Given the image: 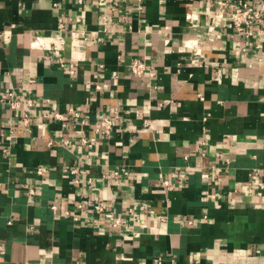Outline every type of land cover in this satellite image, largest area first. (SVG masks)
Instances as JSON below:
<instances>
[{"label":"crops","instance_id":"crops-1","mask_svg":"<svg viewBox=\"0 0 264 264\" xmlns=\"http://www.w3.org/2000/svg\"><path fill=\"white\" fill-rule=\"evenodd\" d=\"M226 2L0 0V264H264V17L209 37Z\"/></svg>","mask_w":264,"mask_h":264},{"label":"built area","instance_id":"built-area-1","mask_svg":"<svg viewBox=\"0 0 264 264\" xmlns=\"http://www.w3.org/2000/svg\"><path fill=\"white\" fill-rule=\"evenodd\" d=\"M142 9V6L140 7ZM264 17V9L256 8L252 5L248 0H227L226 5L223 9L219 10L215 14L211 15V21L209 25L208 35L212 37L216 35L220 37L222 32L220 27L224 22L228 20L231 25L234 27L237 34L246 36L254 35V31L251 29L254 26H260ZM262 33V29L259 30ZM212 39V38H210ZM61 66L66 67V64L61 61ZM71 73L74 72V68L71 66ZM129 68L133 75L139 78H153L156 76V72L153 70L151 65H149L145 60L134 57L129 62ZM34 81V78L32 79ZM148 84H152V81L149 80ZM100 88V86H98ZM25 97H21L16 94L14 91H10L3 95L2 100L8 103V106L14 112L24 111L22 114L23 120L25 123H30L31 121V110L36 107V98L33 95V89H26ZM27 109H24V107ZM24 109V110H23ZM86 115L82 109L70 107L68 111V119L81 118ZM50 117L54 120H64L66 119L65 113L55 112L50 115ZM122 116L118 110H114V112H105L101 116V118L96 123V132L102 135H110L112 131L118 126ZM82 143L92 146L95 138H87L83 137ZM52 144V141L50 142ZM223 156V154H220ZM43 168L41 165L37 166V171L42 173ZM77 170L73 169L72 174H74ZM119 170H115V174H119ZM128 172L126 171L125 174ZM182 177H186L185 173H181ZM78 180H76L77 182ZM162 186L166 189H172L174 186L169 179H162ZM34 193L33 191H31ZM53 210H58L57 205L52 206ZM95 209L100 212H105L107 216L111 219L112 226L119 227L125 223V219L120 216H113L107 210V206L103 201H99L95 204ZM131 210V209H130ZM188 223H192L191 220H188ZM159 262L161 263L160 259Z\"/></svg>","mask_w":264,"mask_h":264}]
</instances>
